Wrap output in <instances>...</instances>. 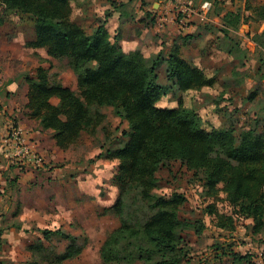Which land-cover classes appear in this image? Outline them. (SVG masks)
I'll use <instances>...</instances> for the list:
<instances>
[{
    "label": "trees",
    "instance_id": "trees-1",
    "mask_svg": "<svg viewBox=\"0 0 264 264\" xmlns=\"http://www.w3.org/2000/svg\"><path fill=\"white\" fill-rule=\"evenodd\" d=\"M212 12L213 7L209 19L220 18L227 38L244 19L241 10ZM255 13L264 21V0L257 1ZM71 14L72 0H0V25L7 15L18 16L34 34L27 45L46 47L51 57L66 58L76 74L77 90L51 79L42 66L35 75L24 76L29 83L30 116L43 129L53 130L60 147H70L85 132L95 134L106 119L105 106L128 123L124 137L100 154L118 161L111 179L118 189L117 199L103 210L113 212L119 224L101 244L103 264H181L188 256L184 231L194 229L200 234L206 224L180 216L187 201L184 192L156 191L157 172L171 160L181 161L196 173L202 171L206 193L217 196L223 191L233 213L252 219L253 233L263 235L264 242V131L259 130L260 122L239 133L231 119L208 129L194 107L158 104L169 88L159 82L161 67L182 91L219 82L217 75L183 55L181 47L191 36H181L183 42H175L166 53L146 55L141 49L125 50L121 34L112 36L104 23L88 32ZM54 97L58 102H52ZM207 211L215 213V206L209 204ZM233 217L229 222L221 218L217 225L231 229ZM42 233L44 239L59 233L73 241L59 261H73L81 255L84 247L74 243L76 236L61 229L45 228ZM247 259L239 253L234 256L235 261Z\"/></svg>",
    "mask_w": 264,
    "mask_h": 264
},
{
    "label": "rangeland",
    "instance_id": "rangeland-1",
    "mask_svg": "<svg viewBox=\"0 0 264 264\" xmlns=\"http://www.w3.org/2000/svg\"><path fill=\"white\" fill-rule=\"evenodd\" d=\"M108 1L111 7L139 15L138 11L135 12L139 8L138 0ZM154 1L147 0V7L153 9ZM203 1L193 0L191 5L181 3L173 21L180 30L196 22V38L184 46L185 50L195 56L199 64L195 60L194 63L210 75H217L219 82L205 91H182L167 79L161 67L159 82L169 88L158 104L194 107L208 129L231 119L237 133L254 127L257 120L259 130L264 131V21L255 13L258 0L249 3L247 0H211L214 4L212 14L218 9L241 10L243 13L240 27L230 31L229 38L221 31L223 25L219 17L200 19L196 14L195 19L194 14H188L185 6L200 11ZM87 3L88 6L96 4L97 8H100L99 4L104 6L103 0H72L73 20ZM182 16H188L190 20L187 28L178 23ZM6 19L0 25V120L2 115L4 118L8 116L13 124L19 115L10 111L16 95L9 91L12 88L9 80L18 84L17 97L22 105L29 99V83L24 76L35 75L38 66L46 69L51 79L55 78L74 90L78 89V84L66 58L51 57L46 47L27 45L34 35L30 25L23 24L18 16L7 15ZM159 22L155 18V23L146 30L145 42L155 44L145 51L146 55L168 50L165 46L160 47L159 40H168L173 29L169 28L170 21L168 24L165 21L163 29H157ZM91 28L87 27V31ZM176 33H171V38ZM234 44L235 50L230 53L229 48ZM58 100L52 98V102ZM103 111L106 119L95 134L85 132L78 142L67 148L57 144L56 152L51 150L53 148L49 154L40 151L44 157L41 166L28 167L9 159L0 148V261L3 264H103L101 244L119 224L113 212L103 210L117 199L118 189L111 179L118 161L104 159L100 154L113 143L117 144L128 129L127 121L116 116L112 107L105 106ZM165 164L162 172L159 171L156 191L184 192L187 201L181 207L180 216L191 221L202 220L206 224L200 234L194 229L184 231L189 254L181 264H264L263 235L253 233V220L235 215L223 191L217 196L208 195L202 171L189 170L179 160ZM27 173L31 175L26 176ZM209 204L215 206V213H208ZM35 207L36 210H32ZM231 216H234L233 228L217 225L221 218L229 222ZM45 228L61 229L76 236L74 243L84 247L81 255L73 261H59L58 257L73 241L59 233L44 239L42 230ZM238 253L248 259L235 261L234 256Z\"/></svg>",
    "mask_w": 264,
    "mask_h": 264
},
{
    "label": "crops",
    "instance_id": "crops-1",
    "mask_svg": "<svg viewBox=\"0 0 264 264\" xmlns=\"http://www.w3.org/2000/svg\"><path fill=\"white\" fill-rule=\"evenodd\" d=\"M144 1L138 0L139 8L136 9L135 11L136 13L137 11L139 12L138 16H136V14L133 15L132 11H129L130 12L129 13L128 11L122 8H118V7L115 8L113 6L111 7L109 5L110 2L108 0H103V3H104L103 7L100 6V4L98 6L100 8H97L96 4H89L88 6V3H87L84 9L81 10V13L79 14V16L76 18L74 17L73 18H74V21L83 25L86 28V30H88L87 27L88 28L92 27L89 32H92L97 26L103 23L108 28L112 36H114L117 32H119L121 34L120 35L121 43L124 49L127 51L134 50V49H141L145 53L146 50H148L149 48H152V46L155 45V44L151 45V42L149 43L145 42L147 40L144 39V37L147 35L146 30L148 31V29L151 28V25L155 23V21L154 22L151 21L149 23V21L152 20V17L154 16L156 20L158 19L160 20L161 16H166L163 19L167 18L166 19L167 24L169 23V21L171 23L169 24L170 25L169 28L173 29V32H169L170 33L169 38L172 39L171 41L169 40V38L168 40L167 38H165L164 40L163 39L159 40L161 48L165 46L169 50L170 47L175 42L182 43L183 41L180 39L181 36H191L189 41L195 40L196 31L198 27L197 24H195L196 22L189 28L185 30H180L177 28L178 25L175 24V22L173 21L174 14L177 10L176 8L183 2H188V4L191 5V2L193 0H156L153 3V9L152 8L150 9L149 7H147L146 5L147 0H144ZM119 5H122V4H118V6ZM190 5L185 6V8L188 9V14H190L191 16L194 14L193 17L195 18L197 17L196 14H199V10H196V8ZM110 7H111V10H108ZM156 13L158 14L156 15ZM149 16L151 18H149ZM199 16H200V19H202L201 14H199ZM156 27H158L157 29L159 28L163 29L165 27V23L162 24V27H159L158 25H156ZM175 31H177V33ZM171 33H176V35L173 34L171 38ZM189 41L185 43V45L188 44ZM185 45H182L181 47V51L183 55L189 60L194 61L196 57L187 54V50H185L186 47H184ZM194 62H197V61L195 60ZM9 83H10V87L12 86V88H10L11 90L9 91L13 92L14 95H16L14 97L15 98L14 105H12V107L10 108V111H12V113L15 112L16 114L19 115L18 121L16 123H19L24 128L28 139L31 142L36 144L38 150L41 151V153L43 152L45 154H49L51 153V150H54V152H56L58 148H57L56 139L53 136V130L43 129L42 126L40 125L39 120L30 116L29 114L30 110L27 107L28 99H26L25 104L22 105V103L19 101L17 97L18 96L17 94L19 93L18 84L14 80H9ZM206 88L208 87H204L200 90H192V91H205ZM5 110H9V108L5 107ZM6 117L7 118H4L2 115L1 120H0V143H1L0 148L2 150L3 147H5L8 150L13 151L15 150V147L12 144H7L6 142V136L8 134V130L10 126L12 125L10 124L11 122L8 120V116ZM159 171L157 172V175L160 172H162V171L160 172ZM28 175H31V173L26 174V176ZM105 207H108V206H105ZM32 210H36V207Z\"/></svg>",
    "mask_w": 264,
    "mask_h": 264
},
{
    "label": "built area",
    "instance_id": "built-area-1",
    "mask_svg": "<svg viewBox=\"0 0 264 264\" xmlns=\"http://www.w3.org/2000/svg\"><path fill=\"white\" fill-rule=\"evenodd\" d=\"M212 7L213 3L209 0L204 1L201 4L199 14H201L202 19H209L208 14L212 10ZM164 17L166 16L160 17V27H162V24L165 23L167 19H163ZM178 20V23L182 28L188 27L190 21L188 16H182L178 18ZM6 142L7 144H12L15 147V150L11 151L3 147L2 153L5 157L26 166H41L44 163V157L38 150L36 144L28 139L24 128L19 123H13L10 126L6 136Z\"/></svg>",
    "mask_w": 264,
    "mask_h": 264
}]
</instances>
